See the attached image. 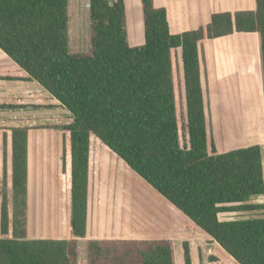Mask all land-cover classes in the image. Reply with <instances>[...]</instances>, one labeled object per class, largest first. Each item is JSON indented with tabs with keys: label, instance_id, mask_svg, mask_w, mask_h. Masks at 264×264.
Listing matches in <instances>:
<instances>
[{
	"label": "trees",
	"instance_id": "trees-1",
	"mask_svg": "<svg viewBox=\"0 0 264 264\" xmlns=\"http://www.w3.org/2000/svg\"><path fill=\"white\" fill-rule=\"evenodd\" d=\"M142 6L145 41L132 46L124 0H89L90 48L73 52L69 0H0V79L36 81L57 102L34 107L70 113L68 122L48 127L62 135L71 231L69 239L26 238L18 215L28 192L30 128L0 125V264H79L92 134L238 264H264V217L220 218L264 208L250 202L264 194L262 149L220 151L210 139L199 55L203 40L258 33L264 79V0L254 9L213 13L208 23L179 33L171 31L165 7L153 0ZM23 106L3 103L0 110ZM132 204L135 230L164 226L151 212L134 218L141 202L133 197ZM178 251L182 264H196L190 240L177 247L171 238L91 239L87 264H179Z\"/></svg>",
	"mask_w": 264,
	"mask_h": 264
},
{
	"label": "rangeland",
	"instance_id": "rangeland-1",
	"mask_svg": "<svg viewBox=\"0 0 264 264\" xmlns=\"http://www.w3.org/2000/svg\"><path fill=\"white\" fill-rule=\"evenodd\" d=\"M234 4L237 6L236 9L249 10L255 8V0H234ZM69 17L70 50L73 52L88 51L90 48L89 0H69ZM209 19L210 15L205 17L201 23L204 24ZM127 21L130 45L139 46L144 43L145 33L141 5H136V3L130 5ZM190 29L194 28L191 27ZM247 34L252 35L251 33ZM242 47L245 48V45ZM176 74L178 75L177 70ZM256 91L257 89L253 95L254 102L259 99ZM233 97L236 98V95L229 96L230 99ZM246 102H251V100ZM210 120L212 121V119ZM61 121L68 122L67 116H62ZM208 130L210 139L219 143L222 137L221 126L208 124ZM226 131L229 132L228 127H226ZM57 134L53 129L37 130L31 143L30 192H27L25 208H22V213L19 211L20 214L18 215L21 221V229L24 228L26 238L70 236V197L69 192H66L62 186L61 139L58 143ZM49 136H51L52 141H50ZM90 149L92 151L91 186L95 193H99L101 196H98L97 200L95 199L93 205L100 204L106 199V204L110 206L109 198L112 201V196L108 198L109 190L115 201L119 198L122 200L120 207H116L115 212L114 207H112L113 211L105 212V217L110 226L119 219L116 228H114L116 230L115 235L119 233L123 238L147 240L171 238L176 242L177 247L182 241L190 240L196 257V264H238L216 241L175 208L165 197L155 191L137 173L124 166L123 161L110 149L108 150L94 134L91 136ZM133 197L134 202L135 200L141 202L139 212H134V218L138 216L145 220V217H149L148 213L151 212L163 221L164 226L151 228L144 226L141 230H135L131 226L132 229H130L128 224L129 209H132L131 217H133ZM250 202L264 204V194L253 196ZM262 217H264V208L220 215L222 220ZM150 224L145 223L144 225ZM89 234L85 240L79 239V264H87L86 247ZM107 234L110 236L113 232L109 231ZM180 254L178 251V263L182 264Z\"/></svg>",
	"mask_w": 264,
	"mask_h": 264
},
{
	"label": "crops",
	"instance_id": "crops-1",
	"mask_svg": "<svg viewBox=\"0 0 264 264\" xmlns=\"http://www.w3.org/2000/svg\"><path fill=\"white\" fill-rule=\"evenodd\" d=\"M124 2L127 16L130 5L136 3V5L142 6V0H124ZM153 3L156 7H165L167 9L170 28L174 33L190 30L191 27L194 29L198 28L200 25H203L201 21L205 17L207 18L210 15L211 19V15L216 12L246 10L236 9L237 6H235L234 0H153ZM246 34L234 32L228 36L206 39L200 43L201 80L208 124L210 126L220 125L222 128V137L219 143L212 139L217 148L220 151H228L234 148L259 144L262 149L264 164V79L260 37L258 33H251L252 35ZM242 45H245V48ZM247 47L249 48L247 49ZM5 57L6 53L0 49V59ZM255 89H257L256 94L258 93L259 99H256L254 102L253 95H255ZM231 95H236V98L230 99L229 96ZM248 100H251V102H246ZM56 102L36 81L0 79V104L21 103L27 105L15 109L0 110V125L25 126L30 128L28 135L29 176L31 167L30 147L36 131L53 129L58 133L56 135L57 142L59 143L61 139L62 143L61 131L48 126L63 124L61 121L62 116L66 115L67 118L70 116V113L66 109L57 105L52 108H36L33 104H54ZM226 127L229 129L228 133ZM50 141H52V138ZM104 146L108 148L106 145ZM61 147L62 144L60 145ZM60 151L62 153V149ZM110 151L112 150L110 149ZM113 154L118 156L114 152ZM111 159L115 161L113 158ZM119 159L123 161L124 166L132 170L124 160ZM91 165L92 151L90 149L87 232L86 236L82 239L88 238V233H90L88 240H91L90 238L132 239L123 238L119 233L115 235L116 230L114 228H116V223L119 219L115 224L110 226L109 221L105 217V212L109 213L113 209L115 212L116 207H120L119 205L122 202L120 198L115 201L109 190V195H107L108 198L112 196V201L109 198L111 208L106 204V199L100 204L93 205L95 199L97 200L98 196H101L99 193H95L91 186ZM29 176L28 192H30ZM112 207L114 208L112 209ZM131 211L132 209H129L130 219L128 224L130 229H132ZM109 231L113 232L110 236L107 234ZM62 238H71V231L70 236ZM79 239L81 238H78V242Z\"/></svg>",
	"mask_w": 264,
	"mask_h": 264
},
{
	"label": "bare ground",
	"instance_id": "bare-ground-1",
	"mask_svg": "<svg viewBox=\"0 0 264 264\" xmlns=\"http://www.w3.org/2000/svg\"><path fill=\"white\" fill-rule=\"evenodd\" d=\"M227 72V71H226ZM230 75V74H229Z\"/></svg>",
	"mask_w": 264,
	"mask_h": 264
}]
</instances>
